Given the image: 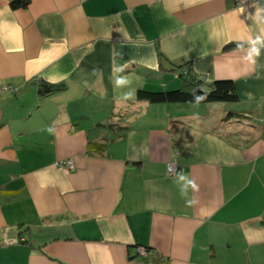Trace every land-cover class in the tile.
<instances>
[{"label": "crops", "instance_id": "1", "mask_svg": "<svg viewBox=\"0 0 264 264\" xmlns=\"http://www.w3.org/2000/svg\"><path fill=\"white\" fill-rule=\"evenodd\" d=\"M11 1L0 264H264V0ZM185 77L239 100L137 99Z\"/></svg>", "mask_w": 264, "mask_h": 264}, {"label": "trees", "instance_id": "2", "mask_svg": "<svg viewBox=\"0 0 264 264\" xmlns=\"http://www.w3.org/2000/svg\"><path fill=\"white\" fill-rule=\"evenodd\" d=\"M29 5V0H12L11 6L14 9L20 7H27ZM183 77L185 76L184 71L180 73ZM186 86L162 91H150L146 89H139L137 91L138 100H147L152 103L160 102H185V103H195V102H234L239 100L238 94L236 92L233 82L230 80H216L211 84V89L209 91H204L199 93V83L200 81L187 79ZM61 85H45L42 91H51L56 88H60ZM113 126V124H110ZM91 146V143H90ZM99 147H103L99 145ZM98 147V148H99ZM148 251L150 248H146Z\"/></svg>", "mask_w": 264, "mask_h": 264}, {"label": "built area", "instance_id": "3", "mask_svg": "<svg viewBox=\"0 0 264 264\" xmlns=\"http://www.w3.org/2000/svg\"><path fill=\"white\" fill-rule=\"evenodd\" d=\"M235 4H243L246 2V0H232ZM63 165H65L69 169H74L75 165L71 159L65 160L62 162ZM167 171L169 175H175L180 171L179 164L175 161L169 162ZM140 254L143 256H146L148 253V250L145 247H139Z\"/></svg>", "mask_w": 264, "mask_h": 264}, {"label": "clouds", "instance_id": "4", "mask_svg": "<svg viewBox=\"0 0 264 264\" xmlns=\"http://www.w3.org/2000/svg\"><path fill=\"white\" fill-rule=\"evenodd\" d=\"M188 183H189V184H192L193 182H192V181H188ZM193 186H195V185L193 184Z\"/></svg>", "mask_w": 264, "mask_h": 264}, {"label": "water", "instance_id": "5", "mask_svg": "<svg viewBox=\"0 0 264 264\" xmlns=\"http://www.w3.org/2000/svg\"><path fill=\"white\" fill-rule=\"evenodd\" d=\"M203 92H204L203 90H200V89H199V93H200V94L203 93Z\"/></svg>", "mask_w": 264, "mask_h": 264}]
</instances>
